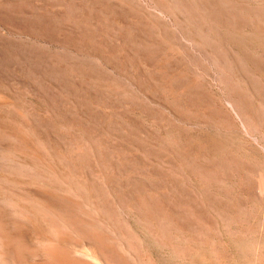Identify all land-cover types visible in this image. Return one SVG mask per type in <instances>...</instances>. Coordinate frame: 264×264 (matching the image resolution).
<instances>
[{"label": "rangeland", "instance_id": "obj_1", "mask_svg": "<svg viewBox=\"0 0 264 264\" xmlns=\"http://www.w3.org/2000/svg\"><path fill=\"white\" fill-rule=\"evenodd\" d=\"M0 264H264V0H0Z\"/></svg>", "mask_w": 264, "mask_h": 264}]
</instances>
